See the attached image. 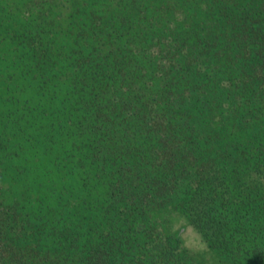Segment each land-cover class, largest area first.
<instances>
[{
    "label": "trees",
    "instance_id": "16d2710c",
    "mask_svg": "<svg viewBox=\"0 0 264 264\" xmlns=\"http://www.w3.org/2000/svg\"><path fill=\"white\" fill-rule=\"evenodd\" d=\"M0 264H264V0H0Z\"/></svg>",
    "mask_w": 264,
    "mask_h": 264
},
{
    "label": "rangeland",
    "instance_id": "374dc122",
    "mask_svg": "<svg viewBox=\"0 0 264 264\" xmlns=\"http://www.w3.org/2000/svg\"><path fill=\"white\" fill-rule=\"evenodd\" d=\"M173 219V218H172ZM172 228H181V231L183 230V240L185 245L189 248L191 253H201V250L204 249V243L201 241V236L198 233V231L192 227L191 225H188L185 223V220L181 217L174 218L173 219ZM203 243V244H202ZM205 256V255H204Z\"/></svg>",
    "mask_w": 264,
    "mask_h": 264
}]
</instances>
